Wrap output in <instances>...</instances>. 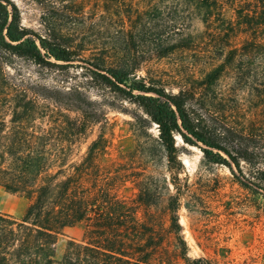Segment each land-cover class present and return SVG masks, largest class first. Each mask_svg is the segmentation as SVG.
<instances>
[{"label": "trees", "instance_id": "trees-1", "mask_svg": "<svg viewBox=\"0 0 264 264\" xmlns=\"http://www.w3.org/2000/svg\"><path fill=\"white\" fill-rule=\"evenodd\" d=\"M233 1L238 3L231 20L223 14V0H143L145 5L117 18L128 22L119 29L126 41L119 60L89 63L88 71L102 87L139 106L147 120L138 119L146 128L156 125L157 135L140 148L160 151L174 170L171 179H178L174 164L182 167L178 136L207 161L236 171L243 186L264 189V0ZM125 2L105 0L109 9ZM196 19L204 27L193 34ZM146 44L157 57L200 50L202 67L166 87L161 79L140 76L138 64L127 59ZM0 53L41 68L63 67L58 62L69 63L74 56L69 45L24 27L11 0H0ZM7 60L0 55V187L29 204L21 219L0 213V264H163L171 256L164 246L169 236L173 254L185 264H210L187 255L177 215L179 193L169 195L163 209L150 211L159 198L144 176L135 180L133 199L119 198L118 177L100 166L103 135L74 156L97 120L96 102L75 86L58 90L68 100L50 102L59 110L49 108L40 98L52 97L38 93L25 77L15 81L1 66ZM80 221L86 222L84 239L67 241L62 260L56 261L58 235Z\"/></svg>", "mask_w": 264, "mask_h": 264}, {"label": "rangeland", "instance_id": "rangeland-1", "mask_svg": "<svg viewBox=\"0 0 264 264\" xmlns=\"http://www.w3.org/2000/svg\"><path fill=\"white\" fill-rule=\"evenodd\" d=\"M11 1L18 8L24 27L69 45L74 56L69 63L58 62L64 64L63 67L41 68L17 57L7 60L6 54L0 53L8 61L1 64L4 71L17 82L21 77L27 78L29 85L38 93L52 97L47 100L40 98V102L49 108L59 110L51 101L54 99L61 104L68 100L58 90L65 91L75 86L96 102L93 106L97 110V120L88 128L87 138L75 146L74 156L79 157L90 141L103 135L106 152L99 161L100 166L118 177L115 193L119 198L133 199L137 193L135 180L144 176L149 177L147 180L156 188L159 198L158 204L150 207V211L163 209L169 195L180 194L177 215L190 258L203 257L210 264H264V189L261 186L254 189L243 186L239 181L245 180L237 179L236 171L234 174L225 165L207 161L199 148L184 144L178 136L175 138L177 145L184 147L179 156L182 167L174 164V169L179 171L178 179H171L174 170L164 155L148 146L144 150L140 148L142 143L150 141L149 136L157 135L156 125L149 123L146 128L138 119L147 120L139 106L90 78L88 68L93 67L89 63L112 65L119 60L118 49L126 46L125 36L119 29L121 25L127 26L128 22L126 18L124 23L117 18L127 13L129 8L132 11L145 5L143 0H127L120 8L110 9L106 7L105 0ZM237 3L223 0L226 18L234 19ZM109 12L112 14L108 15ZM203 27L196 19L191 31L195 34ZM128 46H132L130 40ZM150 47L146 44L142 51L136 48L135 54L127 59L133 66L138 64L140 76L161 79L166 87L176 85L173 81L178 76L202 67L200 50L157 57L150 52ZM66 112L72 117L76 115L71 110ZM171 180L176 182V186ZM28 204L29 199L23 195L0 187V213L21 219ZM85 229V221L63 229L55 245L56 261L62 260L67 241L84 239ZM173 244V237L169 236L164 246L171 256L163 264H185L173 254Z\"/></svg>", "mask_w": 264, "mask_h": 264}]
</instances>
